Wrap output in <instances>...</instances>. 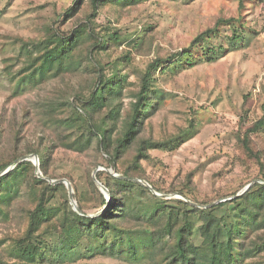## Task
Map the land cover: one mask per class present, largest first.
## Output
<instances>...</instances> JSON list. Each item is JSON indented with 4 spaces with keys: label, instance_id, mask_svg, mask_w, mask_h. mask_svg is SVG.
I'll use <instances>...</instances> for the list:
<instances>
[{
    "label": "rangeland",
    "instance_id": "1",
    "mask_svg": "<svg viewBox=\"0 0 264 264\" xmlns=\"http://www.w3.org/2000/svg\"><path fill=\"white\" fill-rule=\"evenodd\" d=\"M89 1L85 0L75 18L66 21L63 16L75 5V0H0V127L5 155L12 148L18 129L21 150H26L30 143L38 145L41 138L43 142L55 140L58 147L50 168L53 179L43 175L40 163L39 168L36 166L39 162L36 154L25 156L22 161H31L36 175L39 177L41 173L40 178L46 181L70 183L75 205L79 207L80 202L87 213L98 214L102 211V200L90 184V172L93 170V177L96 170L111 169L95 166L97 160L104 162L96 150L83 154L68 150L64 142L71 127L62 123L70 119L74 129L82 130L83 119L70 103L74 104L78 96L89 95L90 76L76 73L17 89L20 76L25 75L20 74L28 62L27 46L43 40L50 28L60 34L69 33L80 19H85ZM221 19L233 23L221 24L219 34L210 38L213 46L225 45V50L215 55L216 59L204 57L196 65L184 68H169L170 64L166 73L158 71L157 89L164 99L160 111L147 121L144 133L159 140L176 137L179 144L171 150H152L151 159L144 161L143 167L162 189L161 192L153 189V194L171 202L190 201L178 191L194 200L212 201L234 192L241 194L259 181L252 182L259 178L261 169L252 161L243 163L244 152L237 137L243 136L253 124L264 123V0H146L136 6L110 5L94 21L100 33L109 30L134 36L121 49L98 55L107 68L120 50L133 53L132 66L126 71L129 75L123 99L126 112L133 101L130 91L140 88V74L156 57L167 58L188 48L198 34L213 28ZM236 29L244 37L240 47L230 45ZM247 95L250 97L246 101ZM250 139L264 162V125ZM15 167L12 164L4 173ZM29 176V168L24 173L18 172L4 193L14 206L8 219L0 217L1 254H5V246L13 244L28 228V211L36 201L35 189L27 182ZM189 178L193 189L187 186ZM55 184L59 183L51 185ZM261 232L249 230L243 239L246 249ZM194 240L200 243L198 233ZM65 259L67 264H129L124 259L109 257L76 262L73 254L65 255ZM8 264L16 263L8 261ZM239 264H264V251Z\"/></svg>",
    "mask_w": 264,
    "mask_h": 264
},
{
    "label": "trees",
    "instance_id": "2",
    "mask_svg": "<svg viewBox=\"0 0 264 264\" xmlns=\"http://www.w3.org/2000/svg\"><path fill=\"white\" fill-rule=\"evenodd\" d=\"M144 1L90 0L85 19H80L69 33L60 34L50 28L43 40L27 46L28 62L20 74L25 75L20 76L17 89L26 84L35 87L76 73L90 76L89 95L78 96L74 104L70 103L83 119L82 130L74 129L70 119L63 120V124L71 127L64 146L80 154L96 150L104 162L97 160L95 166L112 169L118 176L97 171V180L108 190L109 198H105L93 180L92 170L90 184L99 193L102 211L89 214L79 202L82 212H77L71 204L66 183L51 185L36 175L31 161L21 160L36 154L43 175L53 179L50 168L58 147L55 140L43 142L41 138L38 145L30 143L26 150H21V130L18 129L14 132L13 146L5 155L0 127V217L8 219L12 213L14 203L4 193L18 172L30 169L27 182L36 195L35 205L28 211L26 232L13 244L5 246V254L0 253V264H8V261L67 264V254L76 255V262L109 257L124 259L129 264H239L248 256L264 251V162L263 155L254 150L250 139V135L263 128L262 121L237 137L244 152L243 163L252 161L261 169L259 178L252 182L259 181L241 194L234 192L201 202L178 191L191 202L184 199L171 202L157 197L136 181L148 183L156 192H161L147 176L143 162L151 159L152 150H171L179 144L176 137L159 140L144 133L147 121L160 111L164 99L157 89L158 71L164 74L171 66H193L204 57L216 59L215 55L219 50L224 51L225 45L213 46L210 38L219 34L221 24L231 26L233 23V20L221 19L213 28L198 34L188 48L167 58L156 57L140 74V88L130 91L133 101L124 112L123 99L129 79L126 71L132 66L133 53L120 50L107 68L98 60V55L121 49L134 36L109 30L100 33L94 21L110 5L136 6ZM84 3L85 0H75V5L65 12L64 20L75 18ZM243 39L236 29L230 45L240 47ZM249 97L247 95L245 100ZM12 164L16 167L4 173ZM66 178L73 182L71 177ZM187 186L193 189L191 178ZM252 228L262 232L246 249L243 239ZM195 233L199 234V244L194 240Z\"/></svg>",
    "mask_w": 264,
    "mask_h": 264
},
{
    "label": "water",
    "instance_id": "3",
    "mask_svg": "<svg viewBox=\"0 0 264 264\" xmlns=\"http://www.w3.org/2000/svg\"><path fill=\"white\" fill-rule=\"evenodd\" d=\"M22 160V159H21ZM36 166L39 168V162L36 164ZM97 171L98 170H96L95 171V173H94V175H93V178H94V182H95V184L97 185V186H99V187H101L102 188V190L104 191V192H106L107 194H108V190L105 188V187H103L102 185H101V183L97 180V178H96V173H97ZM110 174H112V175H114V176H118L117 174H116V172L114 171V170H107ZM39 175V177H42V175H41V173H39L38 174ZM121 178H126V177H121ZM49 182H50V184H54V183H67V185H68V190H69V194H70V200H71V203L73 204V206H74V209L77 211V212H82L81 210H80V208L77 206V205H75V203H74V198H73V193H72V188H71V185H70V183H68L67 181H65V180H60V181H57V182H52V181H50L49 179H47ZM137 182H139V183H141L142 185H144L145 187H147L149 190H153L152 189V187L148 184V183H145V182H141V181H139V180H136ZM252 185H250L248 188H250Z\"/></svg>",
    "mask_w": 264,
    "mask_h": 264
}]
</instances>
